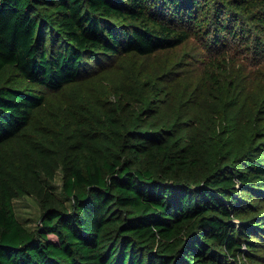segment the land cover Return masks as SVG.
<instances>
[{"label":"trees","instance_id":"1","mask_svg":"<svg viewBox=\"0 0 264 264\" xmlns=\"http://www.w3.org/2000/svg\"><path fill=\"white\" fill-rule=\"evenodd\" d=\"M191 38L201 85L145 70ZM241 53L264 63V0H0V264L263 260L264 118L221 104Z\"/></svg>","mask_w":264,"mask_h":264},{"label":"rangeland","instance_id":"2","mask_svg":"<svg viewBox=\"0 0 264 264\" xmlns=\"http://www.w3.org/2000/svg\"><path fill=\"white\" fill-rule=\"evenodd\" d=\"M240 63L236 64L230 73V78L236 81L237 87L232 92H227L222 105L228 107L233 112H227V115L236 117L238 110L240 109V117L246 116L244 122L247 120H261L260 115L264 118V63L255 64L256 57L254 54L241 53ZM211 54L205 51L198 39L191 38L188 42L179 45L170 50L160 51L157 54L147 59L148 63L145 70L149 68L155 74H160V82L164 81V78L171 70H176L181 67L180 59L185 61L182 69V77L187 84L201 85L203 80V69L207 65ZM133 58H127V64L133 62ZM115 61L106 63L104 65H95L92 70V74L97 72L105 65L113 64ZM131 67L127 68L130 69ZM109 77V76H107ZM147 76H144V79ZM141 85V84H140ZM79 96L89 101V96L83 90L80 91ZM114 100L117 98L112 96ZM221 106L219 105V108ZM245 109H244V108ZM249 112V115L247 113ZM63 173L58 171L56 178L52 181L55 192L61 196L66 197L62 187ZM67 201L68 198H65ZM257 200V199H256ZM255 200V201H256ZM16 213L19 219H21L28 227L35 228L38 225L40 218V201L34 193L25 194L14 200ZM264 253V247L262 250ZM240 264H264V259L259 263L250 262L243 256L239 262Z\"/></svg>","mask_w":264,"mask_h":264}]
</instances>
